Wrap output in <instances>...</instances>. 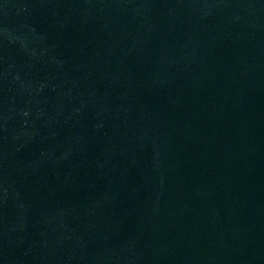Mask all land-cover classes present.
<instances>
[{"label": "water", "instance_id": "obj_1", "mask_svg": "<svg viewBox=\"0 0 264 264\" xmlns=\"http://www.w3.org/2000/svg\"><path fill=\"white\" fill-rule=\"evenodd\" d=\"M0 264H264V0H0Z\"/></svg>", "mask_w": 264, "mask_h": 264}]
</instances>
